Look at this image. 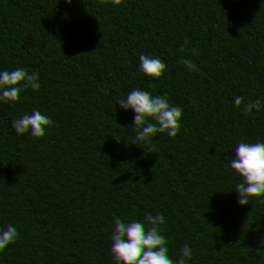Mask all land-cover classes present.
I'll return each instance as SVG.
<instances>
[{
    "label": "trees",
    "instance_id": "16d2710c",
    "mask_svg": "<svg viewBox=\"0 0 264 264\" xmlns=\"http://www.w3.org/2000/svg\"><path fill=\"white\" fill-rule=\"evenodd\" d=\"M67 13V0H0V264H264L261 208L218 193L223 173L264 194V165L242 167L264 136V0ZM44 187L73 196L61 209ZM211 254L226 263L195 258Z\"/></svg>",
    "mask_w": 264,
    "mask_h": 264
},
{
    "label": "clouds",
    "instance_id": "9594fccd",
    "mask_svg": "<svg viewBox=\"0 0 264 264\" xmlns=\"http://www.w3.org/2000/svg\"><path fill=\"white\" fill-rule=\"evenodd\" d=\"M96 7V0H67V19L72 20L81 19L82 16L91 15ZM128 44L135 51L143 52L146 50L145 39L138 31H130L128 33ZM6 55V50L0 48V57ZM143 155V153H141ZM260 165H264V136H257L247 146L242 167L246 169H254ZM237 202L247 204L248 201L254 200L255 205L261 208L262 215H264V194H259L249 188H241L236 197Z\"/></svg>",
    "mask_w": 264,
    "mask_h": 264
},
{
    "label": "rangeland",
    "instance_id": "374dc122",
    "mask_svg": "<svg viewBox=\"0 0 264 264\" xmlns=\"http://www.w3.org/2000/svg\"><path fill=\"white\" fill-rule=\"evenodd\" d=\"M244 188L239 183H236L234 180L230 179L225 174H220L218 179V193H219V199L228 198V199H236L238 191ZM45 193L49 199V201L54 205L61 209H63L66 204L71 200V197L73 194L70 193H64L61 191H54L51 190V188L44 187ZM118 232L121 238H124L129 247L131 249L139 250L145 254L152 255L153 249L152 247L147 243L146 239L142 238L139 235V232L135 230V228H131L124 224L123 222H120L117 224ZM67 248H70L71 246L66 244ZM159 247H162V245H159ZM136 258L134 254H131L127 258V264H135Z\"/></svg>",
    "mask_w": 264,
    "mask_h": 264
},
{
    "label": "water",
    "instance_id": "95a60500",
    "mask_svg": "<svg viewBox=\"0 0 264 264\" xmlns=\"http://www.w3.org/2000/svg\"><path fill=\"white\" fill-rule=\"evenodd\" d=\"M33 16H34V19L31 21V23L32 22H36L40 17H41V13L40 12H36V13H34L33 12ZM22 32H23V29L21 30V32H20V35H19V37L21 36V34H22ZM14 46H15V44L14 43H12L11 45H10V52H11V55H12V59L10 60V62H12L14 59H15V54H14V52H13V48H14ZM7 65V64H6ZM7 71V70H6ZM17 77H19V76H15L14 78L16 79ZM12 83H14V82H12ZM7 88H8V85H7ZM29 99V94H28V98H27V100ZM15 111H16V107H15V109H14ZM42 138H43V136H42ZM41 146H42V143H41ZM160 208H162V209H164V210H168V211H170V209L169 208H167V207H163V206H160ZM172 232L170 233V235H169V241L171 242V243H173V240H172V236H173V233H174V230H175V219L172 217ZM182 247V246H181ZM186 250V249H185ZM210 256H215V257H218L219 259H221L222 261H224L225 262V260L222 258V257H220L219 255H217V254H211V255H206V256H203V257H195V258H197V260H205V259H207L208 257H210ZM226 263V262H225ZM227 264V263H226Z\"/></svg>",
    "mask_w": 264,
    "mask_h": 264
}]
</instances>
